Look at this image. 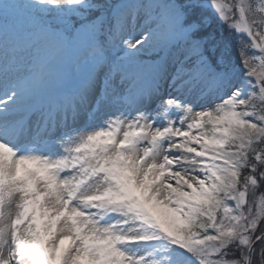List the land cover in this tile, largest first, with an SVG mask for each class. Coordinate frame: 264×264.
Segmentation results:
<instances>
[{"label": "snow or ice", "instance_id": "snow-or-ice-1", "mask_svg": "<svg viewBox=\"0 0 264 264\" xmlns=\"http://www.w3.org/2000/svg\"><path fill=\"white\" fill-rule=\"evenodd\" d=\"M0 264H264V0H0Z\"/></svg>", "mask_w": 264, "mask_h": 264}]
</instances>
